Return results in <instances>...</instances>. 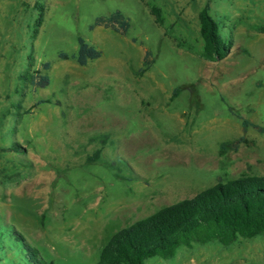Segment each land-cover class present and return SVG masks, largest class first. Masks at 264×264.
<instances>
[{
    "label": "rangeland",
    "instance_id": "rangeland-1",
    "mask_svg": "<svg viewBox=\"0 0 264 264\" xmlns=\"http://www.w3.org/2000/svg\"><path fill=\"white\" fill-rule=\"evenodd\" d=\"M148 1L162 26L141 0H0V228L47 261L96 264L119 230L219 180L264 176V134L244 133L238 118L264 127V0H211L233 42L221 61L200 56L207 0ZM117 11L131 21L127 35L91 30ZM79 37L102 57L60 59L77 53ZM148 50L155 62L141 75ZM37 71L49 75L47 88L30 84ZM98 149L100 161L87 163ZM146 264H264V234Z\"/></svg>",
    "mask_w": 264,
    "mask_h": 264
},
{
    "label": "trees",
    "instance_id": "trees-1",
    "mask_svg": "<svg viewBox=\"0 0 264 264\" xmlns=\"http://www.w3.org/2000/svg\"><path fill=\"white\" fill-rule=\"evenodd\" d=\"M150 10L156 22L162 26L164 17L159 7L147 0H141ZM43 22L40 15L38 25ZM200 35L203 40L201 58L208 61L224 60L231 52L233 42L223 36L219 23L211 15V0H207L199 13ZM98 27L112 29L120 35H127L131 21L122 12L117 11L110 16L97 18L91 30ZM102 57V51L89 44L84 38H78V51L69 56L61 53L62 60H75L79 65L86 66L89 62ZM155 60L153 52L148 50L145 55L140 74L148 72ZM51 63L44 65L47 72ZM36 88L45 89L50 84L47 73L37 71L29 78ZM182 92L178 87L173 91L171 100ZM49 103L40 101L39 104ZM242 120L244 133L253 128L264 134V127ZM105 137V136H104ZM102 138L104 145L106 139ZM245 141L240 138L221 144L222 154L229 150H238ZM16 145L9 151L17 152ZM5 149H0V154ZM102 149L89 156L87 163H96L101 159ZM264 234V176L242 175L238 179L219 182L195 197L182 200L167 206L153 215L116 232L102 247L96 264H146L150 259L173 258L183 247L195 244L205 245L217 242L230 246L240 240H250ZM11 253V254H9ZM0 257L6 258V264H56L45 260L38 249L30 246L21 233L12 228H0ZM11 255V257H9Z\"/></svg>",
    "mask_w": 264,
    "mask_h": 264
}]
</instances>
